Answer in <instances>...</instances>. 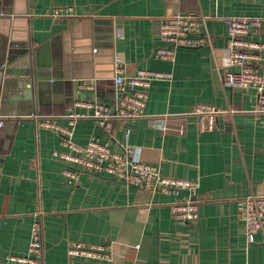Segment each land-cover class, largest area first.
I'll return each mask as SVG.
<instances>
[{"label":"crops","instance_id":"crops-1","mask_svg":"<svg viewBox=\"0 0 264 264\" xmlns=\"http://www.w3.org/2000/svg\"><path fill=\"white\" fill-rule=\"evenodd\" d=\"M176 13L208 16L210 41L163 61L156 57L161 24ZM237 16L264 17V0H0V116L7 118L0 130V264L28 254L41 211L43 264H264V232L249 241L242 210L250 194L264 196V130L252 114L257 94L223 82L225 70H238L228 67L223 18ZM118 67L173 77L153 83L148 117L114 121L108 130L83 119L74 141L86 145L97 135L118 152L131 145L164 176L198 180L194 226L172 217L186 193L176 198L89 173L68 182L66 164L55 157L60 136L30 119L85 113L77 105L83 101L113 106ZM198 104L232 113L202 132L186 116ZM70 241L109 243L111 261L70 260Z\"/></svg>","mask_w":264,"mask_h":264},{"label":"built area","instance_id":"built-area-1","mask_svg":"<svg viewBox=\"0 0 264 264\" xmlns=\"http://www.w3.org/2000/svg\"><path fill=\"white\" fill-rule=\"evenodd\" d=\"M208 19V16L201 13H176L167 17L161 24L160 38L163 45L156 51V57L173 62L180 48H198L208 44ZM223 20L229 38L228 67L238 69L224 71V85L256 91L257 102L252 114L264 130V17L237 16L225 17ZM172 77L170 73L153 70H139L127 75L118 67L113 78L116 94L113 106L99 100L83 101L77 105L86 109L85 113L74 112L64 116H43L38 113L31 115L30 119L37 120L39 129L50 130L60 136L63 149L55 152V157L66 164L64 176L68 182H75L81 174L89 173L106 175L126 186L176 198L186 193V198L178 200L172 206V217L176 222L194 226L200 219V204L195 199L200 189L198 180L164 176L159 166L142 161L140 150L131 145H120L121 150L118 152L97 135L92 136L86 145L74 141L75 126L83 119H94L101 128L108 130L114 121L131 125L148 117L146 107L153 83L171 80ZM80 82L83 88H95L90 79H82ZM230 113L232 110L211 104H198L186 116L197 120L200 131L211 132L216 129L218 120ZM61 118L68 121L69 127L58 123ZM6 119L0 116V130L5 128ZM242 210L248 240L253 242L255 234L264 232V196L250 194L245 198ZM43 215V211L36 214L28 254L10 255L6 264H43ZM111 249L112 245L109 243L95 245L70 241L68 256L70 260L107 263L111 261Z\"/></svg>","mask_w":264,"mask_h":264}]
</instances>
